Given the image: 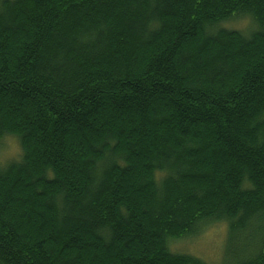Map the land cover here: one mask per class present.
<instances>
[{"label":"trees","instance_id":"obj_1","mask_svg":"<svg viewBox=\"0 0 264 264\" xmlns=\"http://www.w3.org/2000/svg\"><path fill=\"white\" fill-rule=\"evenodd\" d=\"M6 135L0 264H264V0H0Z\"/></svg>","mask_w":264,"mask_h":264},{"label":"rangeland","instance_id":"obj_2","mask_svg":"<svg viewBox=\"0 0 264 264\" xmlns=\"http://www.w3.org/2000/svg\"><path fill=\"white\" fill-rule=\"evenodd\" d=\"M223 26L247 33L253 29L254 23L250 17L244 16L229 20L223 23ZM21 154L22 150L15 136L6 135L0 139V166L19 159ZM226 229L224 222H212L205 227L201 226L187 238L170 242L169 249L173 252L193 254L209 264L231 261Z\"/></svg>","mask_w":264,"mask_h":264}]
</instances>
